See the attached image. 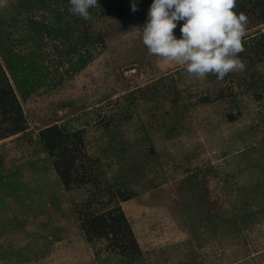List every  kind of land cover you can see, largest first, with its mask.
<instances>
[{"label":"rangeland","instance_id":"obj_1","mask_svg":"<svg viewBox=\"0 0 264 264\" xmlns=\"http://www.w3.org/2000/svg\"><path fill=\"white\" fill-rule=\"evenodd\" d=\"M18 2L0 8V66L26 124L8 134L0 120V264H126L81 227L85 213L116 205L139 249L129 264H264V0H236L246 68L223 80L148 53L153 0H98L66 42L46 29L69 0ZM82 31L93 43L67 53ZM28 50L45 77L22 98L5 60ZM51 124L80 133L103 171L96 183L58 181L37 136Z\"/></svg>","mask_w":264,"mask_h":264},{"label":"trees","instance_id":"obj_2","mask_svg":"<svg viewBox=\"0 0 264 264\" xmlns=\"http://www.w3.org/2000/svg\"><path fill=\"white\" fill-rule=\"evenodd\" d=\"M37 1L43 2L44 0ZM24 2L25 0H19L18 5L23 6ZM64 8L66 9H63L59 14L57 13V16L55 15L56 20L50 28L46 29V34L60 37L66 42L65 40H67L69 36H73L75 32L74 29H77L76 22L83 21V19L72 15L69 12V6H65ZM258 16L264 19L263 8L259 11ZM33 34H35V37L38 35L36 39L39 38L37 30H35ZM75 38L77 42L70 45L66 44L67 47H65V51L67 53L73 50L76 51V49L85 48L88 44L93 43L91 35L83 31L82 34H75ZM261 46L264 47V44ZM8 52L9 50L7 53ZM84 55L76 56L75 60L83 59ZM88 56L89 55H87V57ZM40 58L41 56L36 52L28 50L25 57L17 55L12 58L7 56L5 60V66L15 85L14 89H16L19 96L22 98L27 97L30 92L37 89L42 84L45 75L43 73V68H41V63H39L40 61L37 60ZM79 63L81 64L82 60ZM251 83H253L252 80ZM0 120L8 124V127L5 129V132L8 134H13L26 128L16 95L1 66ZM1 134H4V132ZM37 136L41 149L46 153L47 157L50 156L53 169L56 171L59 178L58 181L63 184L64 187L70 184L72 177L74 180L78 179L83 183L89 182V179L90 182L96 183L97 177L103 175V171L97 167V158L88 159V156H85V153H82L81 148L77 145L80 141V133L78 131H68L57 124H51L40 129ZM114 142L115 141L110 138L106 143V147L109 148L110 146H114L112 145ZM77 158L81 160L79 165L75 163ZM87 162L88 164L86 165ZM78 168L81 169V171H78ZM115 196L119 200H125L130 197V194H127L123 189H118L115 191ZM82 218L84 221L81 227L85 230L86 234L92 233L96 235V237L103 238L106 242V247H109V245L114 247V245H116L118 247L117 253L124 257V262L126 264H129V262L131 263L135 256L138 255L139 249L118 205L98 214L85 213L82 215Z\"/></svg>","mask_w":264,"mask_h":264},{"label":"clouds","instance_id":"obj_3","mask_svg":"<svg viewBox=\"0 0 264 264\" xmlns=\"http://www.w3.org/2000/svg\"><path fill=\"white\" fill-rule=\"evenodd\" d=\"M69 4V12L84 20H91L89 10L99 7L98 0H69ZM7 6L8 0H0V8ZM235 7L236 0H153L141 31L142 43L150 55L184 66L190 77L214 75L223 80L246 68L239 54L245 50L248 17L235 12ZM132 10H137L135 3ZM180 21L178 39L174 29Z\"/></svg>","mask_w":264,"mask_h":264}]
</instances>
